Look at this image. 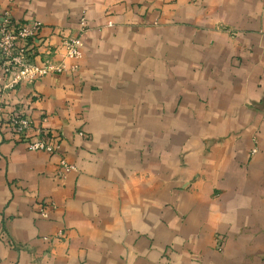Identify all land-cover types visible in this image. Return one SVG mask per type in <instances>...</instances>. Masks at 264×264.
Masks as SVG:
<instances>
[{"label":"crops","instance_id":"crops-1","mask_svg":"<svg viewBox=\"0 0 264 264\" xmlns=\"http://www.w3.org/2000/svg\"><path fill=\"white\" fill-rule=\"evenodd\" d=\"M5 13L43 24L34 64L56 70L5 90L0 68V99L58 150L0 128V264H264V0H0ZM81 17L75 60L57 30Z\"/></svg>","mask_w":264,"mask_h":264},{"label":"built area","instance_id":"built-area-1","mask_svg":"<svg viewBox=\"0 0 264 264\" xmlns=\"http://www.w3.org/2000/svg\"><path fill=\"white\" fill-rule=\"evenodd\" d=\"M84 27L81 26V33L84 32ZM43 29V24L36 20L17 22L12 19L10 13L0 17V68L6 77L5 90L14 89L20 84L33 85L56 70L49 63L40 67L31 60L36 54V41ZM83 36L79 34L76 38L62 41L67 58L78 60L81 57ZM0 128L11 131L28 145L30 152L54 154L58 150L57 146L51 143L47 131L38 130L37 133H32L31 118L24 115L21 110L10 107L4 98L0 99ZM74 169V166L61 161L57 172L59 178H65L66 173ZM41 216L47 218L48 213L43 210Z\"/></svg>","mask_w":264,"mask_h":264},{"label":"rangeland","instance_id":"rangeland-1","mask_svg":"<svg viewBox=\"0 0 264 264\" xmlns=\"http://www.w3.org/2000/svg\"><path fill=\"white\" fill-rule=\"evenodd\" d=\"M79 26H80V28H81V26H85L83 29H85L84 30V32H82L81 33V31H80V29L78 28V32H76V34L75 33H69V32H65L64 30H58V33H59V36H60V38H61V44H62V41L63 40H66V41H68V40H71V39H73V38H76V37H78L79 36V34H80V36L82 35H84L83 37L85 38V34L84 33H86L85 31H86V28L88 29V25H87V20H86V18L85 17H81V19H80V21H79V24H78ZM83 44H84V39H83ZM63 47V46H62ZM83 48V47H82ZM49 49H51V48H49ZM64 49V48H63ZM64 55H66V52H65V50H64ZM39 53H38V45H37V50H36V54H34L32 57H31V60H32V62L34 63V61H35V58H36V55H38Z\"/></svg>","mask_w":264,"mask_h":264}]
</instances>
